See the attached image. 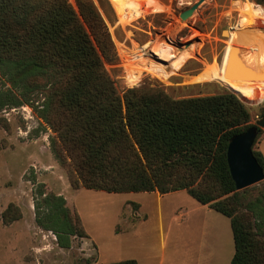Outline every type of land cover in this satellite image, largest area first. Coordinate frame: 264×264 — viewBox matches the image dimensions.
Returning <instances> with one entry per match:
<instances>
[{
    "label": "rangeland",
    "instance_id": "374dc122",
    "mask_svg": "<svg viewBox=\"0 0 264 264\" xmlns=\"http://www.w3.org/2000/svg\"><path fill=\"white\" fill-rule=\"evenodd\" d=\"M92 1L115 43L116 56L104 62L122 94L133 87L163 89L176 99L234 92L250 108L254 125L263 117L264 79L226 77L229 58L223 68L231 30L242 18L238 0H205L167 43L159 37L199 0H149L144 6L138 0ZM241 2L262 27L252 21L251 32L239 33L240 57L264 66V12L254 4L264 6ZM175 38L188 45L173 44ZM10 76L0 79V91L11 89L21 102L0 107V264H96L131 258L139 264H159L160 259L164 264H230L235 253L231 219L186 189L168 194L75 189L53 149L56 133L44 118L51 89L21 86ZM253 149L264 153V128ZM239 192L240 211L254 208L264 235V180ZM52 194L57 199L49 198ZM58 198L66 199L89 237L65 234L62 217L59 225L49 221L60 216ZM10 203L20 207L23 217L7 225L2 214Z\"/></svg>",
    "mask_w": 264,
    "mask_h": 264
},
{
    "label": "trees",
    "instance_id": "16d2710c",
    "mask_svg": "<svg viewBox=\"0 0 264 264\" xmlns=\"http://www.w3.org/2000/svg\"><path fill=\"white\" fill-rule=\"evenodd\" d=\"M173 44L188 45L177 38ZM115 56L109 27L92 0H0V79L11 74L21 86L51 89L44 118L56 133L53 149L71 185L111 193L186 189L231 219L230 264H264L259 218L251 206L240 211L228 163L232 137L255 126L250 108L234 92L176 99L163 89L133 87L122 94L104 62ZM20 102L11 89L0 91V107ZM254 154L264 168V153ZM58 199L60 216L49 221L59 225L62 217L65 234L88 237L66 199ZM22 217L15 203L2 214L7 225Z\"/></svg>",
    "mask_w": 264,
    "mask_h": 264
},
{
    "label": "water",
    "instance_id": "95a60500",
    "mask_svg": "<svg viewBox=\"0 0 264 264\" xmlns=\"http://www.w3.org/2000/svg\"><path fill=\"white\" fill-rule=\"evenodd\" d=\"M204 1L199 0L192 7L185 10L181 14L182 19L187 20ZM223 34L229 36V30H224ZM237 54L238 47L234 46L228 65L227 77H258L257 74L251 73L244 68ZM262 128H264V117L258 120L255 126L250 127L241 134L233 136L230 140L228 146V163L238 191L256 185L264 180V168L254 154L253 149Z\"/></svg>",
    "mask_w": 264,
    "mask_h": 264
},
{
    "label": "bare ground",
    "instance_id": "6f19581e",
    "mask_svg": "<svg viewBox=\"0 0 264 264\" xmlns=\"http://www.w3.org/2000/svg\"><path fill=\"white\" fill-rule=\"evenodd\" d=\"M237 10L240 11V15L242 16V18L240 19V21L238 22V24L236 26H234L232 28V30H231L232 31V34H231V36L229 38V41H231V45H230L231 48L230 47L228 48V52H227V56H226V60L224 62L223 68L225 67L226 61L228 60V58H229V62H230L231 54H232V49H233L234 46H237V42H238V38H239L238 37L239 36V33L242 32V31H246L247 29H249V31H250L251 28H253L251 26L252 21H254V23H256L258 27H262V23L260 21H257V20H255V19H253L251 17H248V14L245 11L243 2H241V8L238 7ZM186 22H187V20H182V18L181 19L179 18L178 19V22H177L179 24L178 25H175L173 27H170L169 30L165 31V33L162 34L159 37V40L158 41H161V42H164V43H167V42L171 41L173 39V36L177 33L178 27L181 26V25H184ZM233 38H234V40H233ZM239 46H240V44L237 47H239ZM240 53H241V51L238 50V54L237 55H238L240 61L242 62L244 68L246 70L250 71L251 73H255V74L258 75V77L252 78V79H264V66H257V65L250 64V63L244 61L243 59H241V57H240L241 54ZM138 61H139L138 68L140 70H143L144 69V66L141 64L140 59ZM227 72H228V68H227V71H226V77H227ZM228 78H242V77H236V76L233 77V76H230Z\"/></svg>",
    "mask_w": 264,
    "mask_h": 264
},
{
    "label": "crops",
    "instance_id": "0c3cea01",
    "mask_svg": "<svg viewBox=\"0 0 264 264\" xmlns=\"http://www.w3.org/2000/svg\"><path fill=\"white\" fill-rule=\"evenodd\" d=\"M252 3V2H251ZM238 4H239V6H236V8H238V7H240L241 8V3H240V0H238ZM252 4H254V3H252ZM256 8V6H255V4H254V9ZM257 10V9H256ZM261 11H263V10H261ZM264 12V11H263ZM251 32V31H250ZM254 45H256V43H254L253 45H251L250 47H248V48H251V47H254ZM222 72V71H221ZM161 194V193H160ZM168 194V193H167ZM89 237V236H88ZM131 259H134V258H131ZM126 260V259H125ZM137 260V259H136ZM138 261V260H137ZM139 263V262H138ZM96 264H103V263H99V262H97ZM159 264H164V259H160V262H159Z\"/></svg>",
    "mask_w": 264,
    "mask_h": 264
}]
</instances>
